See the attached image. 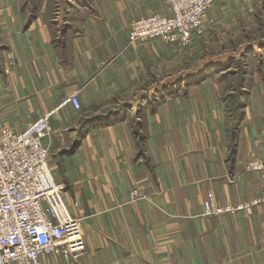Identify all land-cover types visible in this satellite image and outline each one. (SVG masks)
I'll return each instance as SVG.
<instances>
[{"label":"crops","instance_id":"1","mask_svg":"<svg viewBox=\"0 0 264 264\" xmlns=\"http://www.w3.org/2000/svg\"><path fill=\"white\" fill-rule=\"evenodd\" d=\"M153 12L166 0H0V127L51 113L50 167L86 238L80 261L42 264H264L263 203L203 214L209 191L264 194L246 168L264 157V0H215L188 47L131 41Z\"/></svg>","mask_w":264,"mask_h":264},{"label":"built area","instance_id":"2","mask_svg":"<svg viewBox=\"0 0 264 264\" xmlns=\"http://www.w3.org/2000/svg\"><path fill=\"white\" fill-rule=\"evenodd\" d=\"M215 0H166L169 13L153 12L130 23L129 39L158 38L188 47L195 31L204 23ZM80 108L76 94L66 96ZM51 113L23 130L0 127V264H42L43 254H62L80 261L87 253L82 219L71 213L65 199V184L55 179L50 151L44 143L51 132ZM248 170L261 172L264 189V157L246 163ZM145 197L140 187L131 189V198ZM264 204V194L250 204L221 203L213 191L204 200V215L219 216Z\"/></svg>","mask_w":264,"mask_h":264},{"label":"trees","instance_id":"3","mask_svg":"<svg viewBox=\"0 0 264 264\" xmlns=\"http://www.w3.org/2000/svg\"><path fill=\"white\" fill-rule=\"evenodd\" d=\"M240 108L239 106L236 108H233V110H231V128H233V130H235V128L233 126H235V122L238 121V119L240 118ZM233 139V138H232Z\"/></svg>","mask_w":264,"mask_h":264},{"label":"rangeland","instance_id":"4","mask_svg":"<svg viewBox=\"0 0 264 264\" xmlns=\"http://www.w3.org/2000/svg\"><path fill=\"white\" fill-rule=\"evenodd\" d=\"M59 4H60V3H59ZM56 6H57V5H56ZM56 6H54V9H55ZM54 9H53V10L51 9V10L54 11ZM246 61H247V60H246ZM241 65L244 66V63L241 62ZM241 65H240V67H239L240 69H241ZM230 79H232V77H230ZM235 83H236V82H235ZM235 83H233V84H235ZM234 86H236V84H235Z\"/></svg>","mask_w":264,"mask_h":264}]
</instances>
